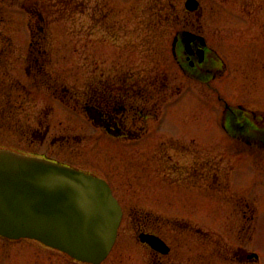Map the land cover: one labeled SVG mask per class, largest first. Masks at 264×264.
I'll use <instances>...</instances> for the list:
<instances>
[{
    "label": "flooded vegetation",
    "instance_id": "flooded-vegetation-1",
    "mask_svg": "<svg viewBox=\"0 0 264 264\" xmlns=\"http://www.w3.org/2000/svg\"><path fill=\"white\" fill-rule=\"evenodd\" d=\"M113 1L118 0H85L90 39L98 32L99 37L94 38H98L99 45L108 34L117 39L122 28L121 22L114 21L119 11L110 5ZM189 1L184 0L180 7H168L166 19L173 20L172 25L177 27L169 57L184 78L199 85V100L211 104L213 114L203 121L215 129L209 137L264 154V106L257 103V97L264 94V0ZM74 3L55 0L53 6L40 2L34 8H23L26 18L29 15L26 24L30 32L25 72L35 83L47 85L48 78L54 76L50 71L51 50L47 48L50 14L66 18L67 13L72 20ZM152 27L156 31V24ZM96 73L90 72L80 107L95 136L105 143L133 144L134 148L142 142H156L147 151L146 160L138 157L143 151H132L138 157L136 165L152 172L149 185L154 208L136 213L127 210L113 184L101 177L121 206L122 220H131L132 237L149 251V264H263L252 248L257 215L246 189L235 182V172L205 164L198 147L203 142L197 135L154 133L157 103L164 99L168 88L166 76L160 80L156 67L145 74L102 70L95 82L92 78ZM62 91L59 99L70 107L73 96L68 89ZM230 92L236 100L227 99ZM249 96L254 99L248 100ZM171 152L183 155L184 163L173 162ZM143 235L160 239L167 251L160 252L142 242ZM187 238L194 246L187 247ZM0 242L10 244L16 240L0 237ZM36 243L77 263L65 253ZM188 250L195 255H188Z\"/></svg>",
    "mask_w": 264,
    "mask_h": 264
},
{
    "label": "rangeland",
    "instance_id": "rangeland-1",
    "mask_svg": "<svg viewBox=\"0 0 264 264\" xmlns=\"http://www.w3.org/2000/svg\"><path fill=\"white\" fill-rule=\"evenodd\" d=\"M40 2L55 5V0H0V55L9 48L0 58V146L18 153L45 155L106 178L122 197L126 209H133L134 213L154 208L149 185L152 172L136 165L135 161L138 157L146 160L147 151L156 142H142L137 148L132 147L133 144L105 143L91 131L80 107L91 71L96 70L92 79L98 82L102 70L145 74L156 67L160 80L166 76L168 88L164 99L157 103L154 133L197 135L203 142L197 144L203 151L205 164L209 162L224 171L235 172V182L246 189L254 216L257 215L252 248L264 264V154L249 152L250 148L242 144L209 137L215 129L203 121L213 114V108L199 100L196 95L199 85L184 78L169 57L177 27L172 25L173 20L166 19L168 7L183 6L184 0L110 2L119 11L114 21L121 22L122 28L118 30L117 39L108 34L102 39V45L94 38L99 37L98 32L90 39L91 25L86 17L85 0H75L72 20L67 18V13L66 18L51 13L47 48L51 50L50 71L54 76L48 78L47 85L42 81L38 85L25 72L30 32L26 24L29 15L26 18L23 8H34ZM134 7L135 12H132ZM155 24L156 31L152 29ZM63 89L70 90L73 96L70 107L59 99ZM226 96L236 100L234 92ZM253 99V96L248 97V100ZM257 103L264 106V94L257 97ZM133 149L143 151L144 157L135 156ZM171 154L173 162L184 163L183 155ZM132 236V222L126 217L111 253L101 264H149L152 258L149 251ZM187 240L190 243L187 247L194 246ZM39 246L29 239L10 244L0 242L1 264H78ZM192 253L188 250V255Z\"/></svg>",
    "mask_w": 264,
    "mask_h": 264
},
{
    "label": "water",
    "instance_id": "water-1",
    "mask_svg": "<svg viewBox=\"0 0 264 264\" xmlns=\"http://www.w3.org/2000/svg\"><path fill=\"white\" fill-rule=\"evenodd\" d=\"M121 215L104 180L47 159L0 150L1 236L35 239L78 261L100 264L116 240ZM141 241L167 251L156 237L143 235Z\"/></svg>",
    "mask_w": 264,
    "mask_h": 264
}]
</instances>
